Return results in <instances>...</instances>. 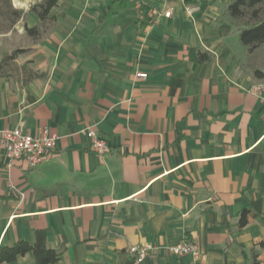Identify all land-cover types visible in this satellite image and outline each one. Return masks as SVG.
Listing matches in <instances>:
<instances>
[{"label": "crops", "instance_id": "1", "mask_svg": "<svg viewBox=\"0 0 264 264\" xmlns=\"http://www.w3.org/2000/svg\"><path fill=\"white\" fill-rule=\"evenodd\" d=\"M197 1L192 17L180 0L50 10L25 59L43 76L0 77V131L57 136L34 169L0 142V246L40 233L59 253L51 264H251L252 252L264 264V92L243 89L264 80V43L247 52L239 42L233 0ZM141 5L152 24L138 21ZM23 22L41 27L32 12ZM87 129L106 152L90 150ZM185 238L200 257L168 251ZM145 242L160 249L136 263L127 248ZM33 262L27 252L2 264Z\"/></svg>", "mask_w": 264, "mask_h": 264}, {"label": "trees", "instance_id": "2", "mask_svg": "<svg viewBox=\"0 0 264 264\" xmlns=\"http://www.w3.org/2000/svg\"><path fill=\"white\" fill-rule=\"evenodd\" d=\"M59 0H40L29 4L25 11L21 8H16L12 4V0H0V33L11 31L15 25L23 20L26 13H34L41 21L40 26L27 27L24 24L26 34L33 40H37L42 32L48 27V23L53 20V16H49L50 10L56 6ZM264 0H233L227 6L229 16L235 20L244 19L248 15V21L245 20V26L240 29L239 42L246 47L247 52H252L254 49L264 43V15L261 4ZM143 5L139 7L138 21L144 24H152L154 19L143 12ZM47 23V24H46ZM26 51V49H15L10 53L4 54L0 59V77L9 79H19L22 83H27L32 79L43 76L42 72L33 70L24 63L21 66L16 64V57L18 54ZM209 57L199 52V60L204 61ZM264 193V189L262 190ZM248 211L241 210L238 218V227L241 228L247 223ZM27 252H32L34 262L32 264H51L58 259L59 253L54 249L47 248L43 244L42 236L37 234L34 243L27 241H17L11 246H0V264L14 261L18 256L24 255ZM251 264H259L257 255L251 253Z\"/></svg>", "mask_w": 264, "mask_h": 264}, {"label": "built area", "instance_id": "3", "mask_svg": "<svg viewBox=\"0 0 264 264\" xmlns=\"http://www.w3.org/2000/svg\"><path fill=\"white\" fill-rule=\"evenodd\" d=\"M183 12L192 17L200 10L197 0H180ZM172 7L166 8L161 12L163 17H170ZM145 72H136V78H145ZM245 91L254 94L264 92V80H259L243 87ZM85 135L89 141L91 151L103 154L108 150L104 140L93 129H87ZM57 136L44 129L39 135L34 136L24 132L21 127L4 128L0 131V142L3 144L8 157L11 160L21 161L25 168L34 169L47 160L56 146ZM160 246L154 242H145L130 245L127 248L129 254L139 263L147 257L158 253ZM168 251L175 256H192L198 258L201 255L198 245L191 239L185 238L182 241L167 247Z\"/></svg>", "mask_w": 264, "mask_h": 264}, {"label": "rangeland", "instance_id": "4", "mask_svg": "<svg viewBox=\"0 0 264 264\" xmlns=\"http://www.w3.org/2000/svg\"><path fill=\"white\" fill-rule=\"evenodd\" d=\"M12 4L16 8H21L23 10H27L29 5L27 7L23 6L21 4V0H12ZM262 9H264V3L262 4ZM27 16V13H26ZM25 16V18H26ZM21 20L18 22L15 27L6 33H0V59L4 54L10 53L15 49H26V51L20 53L16 57V64L18 66L23 65L24 63H27V66L29 67V61L25 60L27 56L29 55L31 51L32 43L36 40H33L31 37H29L25 30H24V20ZM248 15L242 19V21L248 20ZM251 21V20H248ZM47 24V23H46ZM26 25V24H25ZM30 68V67H29Z\"/></svg>", "mask_w": 264, "mask_h": 264}]
</instances>
